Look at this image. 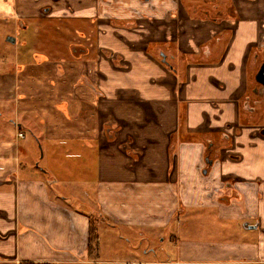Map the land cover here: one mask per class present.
Listing matches in <instances>:
<instances>
[{
  "label": "crops",
  "instance_id": "obj_1",
  "mask_svg": "<svg viewBox=\"0 0 264 264\" xmlns=\"http://www.w3.org/2000/svg\"><path fill=\"white\" fill-rule=\"evenodd\" d=\"M222 2L0 0V264H264V0ZM212 210L257 242L175 238Z\"/></svg>",
  "mask_w": 264,
  "mask_h": 264
},
{
  "label": "rangeland",
  "instance_id": "obj_2",
  "mask_svg": "<svg viewBox=\"0 0 264 264\" xmlns=\"http://www.w3.org/2000/svg\"><path fill=\"white\" fill-rule=\"evenodd\" d=\"M65 3L70 0H64ZM50 2H53V0H50ZM195 10H197L196 7H194ZM195 14V13H194ZM214 15L215 13H211ZM217 16H221L219 13H217ZM14 31L9 32L8 34L14 37L16 34H13ZM21 37L25 35V30H21ZM7 35V34H6ZM6 36H4L5 38ZM25 38L30 37L29 35H25ZM29 39L32 40L30 37ZM30 42V41H29ZM5 48H11L10 50H6ZM13 47L11 45H8L6 42H4V49L0 45V68H6L8 67L9 63L12 61L13 58ZM12 117H10L11 119ZM32 136L29 132H27V136ZM85 185V184H81ZM80 184H60L56 185L55 188L60 190H65L68 192H75L73 194H78L83 189V187ZM76 188V189H74ZM96 206L90 205V209H95ZM193 214H190L188 212L181 215V218L184 219V223L182 225L177 224L174 229H178L180 232H174L175 238L178 240L182 237H195L196 239H199V241H207L209 243H216L215 241H220L221 243H227L229 245H235L238 246H244L246 245V242H254L256 243V235L255 233H251L246 230L244 226V222L241 220L239 221H228V220H219L216 218L214 210L209 211L208 213L204 214L205 211L198 212L197 214H194V211H192ZM253 223V221H252ZM115 242L114 247L116 251H121V255H123V252L125 254L127 252H130L137 247L138 245L141 247L149 246L146 242L145 237H140L138 234H132V235H125V231L121 228H117L115 231ZM90 234H91V228H90ZM124 236L121 238V236ZM255 235V236H254ZM165 237L168 238V235H165ZM128 240V241H127ZM182 240V239H181ZM155 244H151L150 246H154ZM155 252L159 255V250L154 248ZM116 257H120V253L115 254ZM176 257V256H173ZM149 258H151L149 256Z\"/></svg>",
  "mask_w": 264,
  "mask_h": 264
},
{
  "label": "flooded vegetation",
  "instance_id": "obj_3",
  "mask_svg": "<svg viewBox=\"0 0 264 264\" xmlns=\"http://www.w3.org/2000/svg\"><path fill=\"white\" fill-rule=\"evenodd\" d=\"M212 12L215 13V14H214V15L211 14V17H218V16H217V13H219L223 18H227V19H229V20H232V17L235 15V14H234V12H235L234 8L228 5L227 0H223V2H222V11H221V12H220V10L211 11V13H212ZM13 39H15V38H13ZM259 56H260V57H259V65H258V68H257V70L255 71V73H254V75H253V81H254V83H255L256 85L261 86V87H263V89H264V85L256 80L257 72H258L260 66L262 65V63H264V45L260 48ZM162 57H163V56H162ZM163 61H164V58H163ZM164 62H166V60H165ZM262 98H263V97H262ZM251 123H252V122H251ZM253 124H255V123H253ZM261 132H262V134H264V125L261 126ZM175 155H176V153H172V154H171L172 162H173V160L175 159ZM207 162H208L210 165L213 163L211 160H208ZM203 173L206 174V170H205ZM231 188H232V187H231ZM236 189H238V188H233V190H234L235 192L237 191ZM213 195L217 196L216 191H215V193H213ZM225 199H226V198H225ZM226 200H227V199H226ZM254 219H255V218H254ZM255 220H256V219H255ZM251 223H252V222H251ZM253 223H254V222H253ZM244 224H246V225H244L245 228H248V227H246V226H252V225H255V224L249 225V224H247V223H244ZM256 224H258V225H257V228H258V226H260V224H259L258 222H256ZM252 229H253V228H252ZM254 229H255V228H254Z\"/></svg>",
  "mask_w": 264,
  "mask_h": 264
},
{
  "label": "water",
  "instance_id": "obj_4",
  "mask_svg": "<svg viewBox=\"0 0 264 264\" xmlns=\"http://www.w3.org/2000/svg\"><path fill=\"white\" fill-rule=\"evenodd\" d=\"M7 40L9 42H11V43L14 42L13 37L7 38ZM162 56H163L164 61H165V55L162 54ZM256 80L264 85V63H262V65L260 66V68H259V70L257 72ZM244 225H246V224H244ZM257 225L258 224H255V225H252V226H246V227H248V228H257Z\"/></svg>",
  "mask_w": 264,
  "mask_h": 264
},
{
  "label": "trees",
  "instance_id": "obj_5",
  "mask_svg": "<svg viewBox=\"0 0 264 264\" xmlns=\"http://www.w3.org/2000/svg\"><path fill=\"white\" fill-rule=\"evenodd\" d=\"M97 235H98V233H97V227L92 224L91 225L90 241L96 240V238L98 237Z\"/></svg>",
  "mask_w": 264,
  "mask_h": 264
},
{
  "label": "built area",
  "instance_id": "obj_6",
  "mask_svg": "<svg viewBox=\"0 0 264 264\" xmlns=\"http://www.w3.org/2000/svg\"><path fill=\"white\" fill-rule=\"evenodd\" d=\"M19 137H23V134L21 132H18Z\"/></svg>",
  "mask_w": 264,
  "mask_h": 264
}]
</instances>
